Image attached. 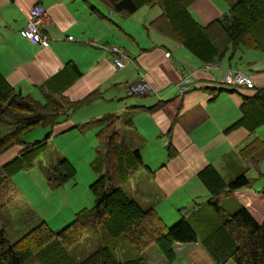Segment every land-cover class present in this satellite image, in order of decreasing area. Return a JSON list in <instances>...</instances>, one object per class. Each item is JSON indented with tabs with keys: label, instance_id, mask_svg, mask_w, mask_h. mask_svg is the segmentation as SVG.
I'll list each match as a JSON object with an SVG mask.
<instances>
[{
	"label": "trees",
	"instance_id": "1",
	"mask_svg": "<svg viewBox=\"0 0 264 264\" xmlns=\"http://www.w3.org/2000/svg\"><path fill=\"white\" fill-rule=\"evenodd\" d=\"M99 1L121 15L140 6L157 5L159 13L149 25L204 63L217 61L228 49L229 56L241 48L264 52V0H233L224 12L204 23L192 16L185 0ZM67 64L75 75L79 74L73 62ZM62 88L47 84L42 88V99H38L15 89L0 73V154L15 148V153L0 164V208L8 200L3 197L11 195V175L31 167L34 157L48 148L53 127L73 108L93 97L90 92L80 99L68 100L60 93ZM226 88L240 95L239 115L226 130L245 129L248 138L238 146L237 153L250 158L257 174H261L258 163L264 158V142L253 133L264 123V84ZM221 89L210 88V94L214 96ZM35 126L47 128L44 136L26 142L24 134ZM77 126L80 130L96 128L97 145L90 162L96 174L89 184L94 195L92 206L75 210L73 217L58 229L50 228L30 207L18 214L20 224L13 232L7 226L8 216H0V264H149L141 255L148 244L154 243L164 258L171 260V245L176 241H197L216 264L229 259L235 264H264V218L256 220L241 204L232 212L221 204L236 189L251 185L253 178L246 175L245 169L236 168L234 176L225 180L211 163L202 166L196 177L206 190L205 200L195 202V208L167 225L153 204H141L142 194L137 196L140 203L125 188L138 170L148 169L139 148L129 142L134 131L130 114L106 113ZM170 148L168 144L169 155ZM46 168V182L51 188L61 186L74 175L73 164L59 152ZM88 232L94 240L89 241L90 247L95 242L96 245L89 251L83 247L82 251L79 241L88 237ZM120 238L127 240L135 256L118 255Z\"/></svg>",
	"mask_w": 264,
	"mask_h": 264
},
{
	"label": "crops",
	"instance_id": "2",
	"mask_svg": "<svg viewBox=\"0 0 264 264\" xmlns=\"http://www.w3.org/2000/svg\"><path fill=\"white\" fill-rule=\"evenodd\" d=\"M185 1L192 16L204 23L224 12L233 0ZM34 3L45 9V46L18 32L26 21L27 9ZM158 13V6H140L128 15L110 13L99 0H0V73L21 93L40 99L47 84L62 86L61 95L72 101L93 92L89 101L73 108L66 119L53 127L52 136L73 128L83 131L78 124L106 113H129L134 130L129 142L139 148L148 167L142 170L152 177L156 191L167 198L175 197L176 192L195 196L201 191L203 195L205 188L196 172L207 163L213 165L212 155L217 150L226 166L234 169L237 148L248 137L242 127L226 130L239 115L236 105L240 95L223 85L222 75L225 69L238 67L231 65L230 49L217 61L198 60L149 25ZM111 46H117L128 57L119 68L113 64ZM260 52L261 61H246L248 71H244L254 84H264V64H260L264 52ZM70 61L79 70L78 75L67 64ZM139 77L146 78L151 89L127 94L124 85ZM180 83L187 88L179 91ZM214 87L223 89L212 96L209 89ZM253 134L264 140V123ZM50 138L48 143L52 145ZM53 142L57 143L54 138ZM261 192L250 186L240 187L230 195L234 203L231 207L261 206L260 215H264ZM230 196L223 202H230ZM194 203L183 213L195 208ZM154 208L161 216L155 205Z\"/></svg>",
	"mask_w": 264,
	"mask_h": 264
},
{
	"label": "rangeland",
	"instance_id": "3",
	"mask_svg": "<svg viewBox=\"0 0 264 264\" xmlns=\"http://www.w3.org/2000/svg\"><path fill=\"white\" fill-rule=\"evenodd\" d=\"M156 6L157 5H153V7ZM228 53H230V51ZM260 57L261 52L259 50L241 48L232 54L231 65H235L246 72L248 71L246 61L257 60L259 62L261 61ZM249 64L251 65L253 63ZM260 64L263 65L264 61ZM38 99H40V97H38ZM236 110L238 111V104L236 105ZM46 129L47 128L43 126H35L27 131L23 138L26 142L40 139L44 136ZM95 129L94 126L88 127L83 131L73 128L55 136L50 135L51 143L53 144L51 145L49 143L48 148L44 152H40L34 157L33 165L27 169L17 170L11 175L13 192L11 191V195L3 197L4 201L7 198L8 200L3 202L4 204L0 208V216L3 218L4 216H8V219L10 220L7 225L9 226V231L13 232V229L19 226L18 214L24 212L28 206L33 209L36 215L45 219L52 229H58L67 223L73 217V212L75 210L81 207L92 206L94 195L89 188V184L96 176L90 164L94 157L97 145ZM70 133H73L78 138H75L72 135L70 136ZM53 138L57 143L53 142ZM247 138L248 137L244 139V142ZM11 151L8 149L0 154V164L6 160L7 155V158L12 156L10 155ZM59 151L62 154H65V156H67L72 162L74 175L68 178L61 186L51 188L48 186L45 177V174L48 171L46 168L47 162H50ZM13 153H15V151H12V154ZM213 156H215L213 166L225 180L234 176V170L239 167L245 169L246 175L253 178L250 185L252 189L256 188L259 191L264 189V158L260 162L262 166H259L261 174H257L255 172L256 170H254L255 168L251 164V159L247 157L242 158L238 153L234 160V169H229L226 166L224 157L223 160H221V155H219L218 150L213 152L212 157ZM125 188L129 190L136 199L138 198V202L141 203V200H143L141 203L142 205H155L167 225L177 220L180 214L184 212V208H190L193 202L204 201L207 196L205 194L206 190L204 189L203 195L200 194L201 191H199L200 193H195L199 194L195 196H189L185 192H176L175 197H163L160 192L156 191L152 177L148 176L145 170L142 169L138 170L131 179L128 180L127 184H125ZM14 190L18 194L14 193ZM195 190L197 189L195 188ZM261 193L264 194L263 191ZM140 195L143 197L141 200L137 197ZM230 198L232 197L230 196ZM236 200L240 201L239 198ZM221 204L226 205L224 206L227 212H232L234 210V207H231L234 205L233 198L230 199V202L226 203L222 200ZM262 206L264 207V198ZM245 207L251 212L256 220L260 221L264 218V215H260V212L263 209L261 206L256 207L254 205H245ZM88 231H90V229ZM88 233V237H83L84 239L82 238L83 240L81 239L82 241H79V244L83 245L82 248H79L82 251H84V249L89 251L96 245L95 242L94 245L90 247L91 243L89 241L94 242V240L92 239L90 232ZM94 234H98L96 230H94ZM173 244L174 242L171 245V249L174 257L171 260L165 259L154 243L148 244L141 252V255L149 264H216L207 251L194 242H177L174 246ZM119 249L118 255L121 258L133 257L136 255V252L124 238L119 239ZM30 260L31 254L28 256L27 262L30 263ZM222 264L235 263L229 259Z\"/></svg>",
	"mask_w": 264,
	"mask_h": 264
},
{
	"label": "built area",
	"instance_id": "4",
	"mask_svg": "<svg viewBox=\"0 0 264 264\" xmlns=\"http://www.w3.org/2000/svg\"><path fill=\"white\" fill-rule=\"evenodd\" d=\"M112 13V10H109ZM26 21L22 27L19 28V34L32 42H36L41 46L48 43V36L42 30V25L46 19L45 9L38 3L32 4L27 9ZM110 50L113 53L112 61L114 66L121 67L127 60V55L118 47L111 46ZM168 52H165L167 55ZM222 83L225 86H252L253 81L251 77L239 68H227L222 75ZM125 92L127 94H142L151 89L149 81L144 77H139L135 81H129L125 85ZM187 85L180 83L178 86L179 91H183Z\"/></svg>",
	"mask_w": 264,
	"mask_h": 264
}]
</instances>
